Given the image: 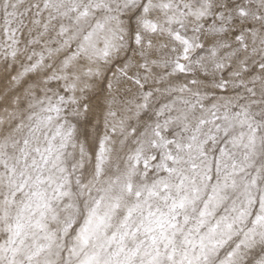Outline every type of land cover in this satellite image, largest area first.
Instances as JSON below:
<instances>
[{
    "label": "snow or ice",
    "instance_id": "snow-or-ice-1",
    "mask_svg": "<svg viewBox=\"0 0 264 264\" xmlns=\"http://www.w3.org/2000/svg\"><path fill=\"white\" fill-rule=\"evenodd\" d=\"M0 264H264V0H0Z\"/></svg>",
    "mask_w": 264,
    "mask_h": 264
}]
</instances>
